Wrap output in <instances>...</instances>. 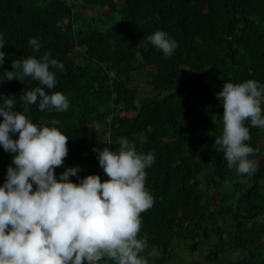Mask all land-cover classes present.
I'll return each mask as SVG.
<instances>
[{
    "label": "trees",
    "instance_id": "trees-1",
    "mask_svg": "<svg viewBox=\"0 0 264 264\" xmlns=\"http://www.w3.org/2000/svg\"><path fill=\"white\" fill-rule=\"evenodd\" d=\"M157 30L177 42L169 57L147 40ZM0 34L7 54L0 72L44 52L64 65L50 69L57 84L45 91L62 92L69 109L41 112L36 104L26 114L38 124L58 119L69 138L57 178L78 166L74 183L108 179L93 149L116 151L121 137L138 153L154 154L145 169L154 204L141 214L139 233L149 264H186L190 253L211 246L204 261L188 264H264V129L245 122L252 175L229 169L214 148L224 112L216 94L225 81L264 87V0H0ZM30 38L39 40V52ZM36 86L30 77L4 81L0 96L22 111L19 96ZM12 156L0 146V186ZM232 252L236 258L223 257Z\"/></svg>",
    "mask_w": 264,
    "mask_h": 264
},
{
    "label": "clouds",
    "instance_id": "clouds-1",
    "mask_svg": "<svg viewBox=\"0 0 264 264\" xmlns=\"http://www.w3.org/2000/svg\"><path fill=\"white\" fill-rule=\"evenodd\" d=\"M147 40L165 57L178 46L161 30ZM28 44L35 52L40 51L37 38H30ZM5 46L0 34V67L7 55ZM51 68L63 70L64 65L44 52L39 59L29 56L12 60V70L0 72L5 77L0 83L14 79L23 82L30 77L39 85L19 96L22 111L15 110V99L0 96V146L13 154L0 186V264H149L141 255L147 240L139 233L141 214L154 204L146 188L145 171L154 163V154L138 153L133 143L121 137L116 151L109 147L93 149L108 179L88 175L74 183L70 178L78 176V166L68 167L57 178L56 169L64 167L69 153V138L55 126L60 124L58 119L38 124L26 115L36 104L41 112L69 109V100L62 92L45 91L57 84ZM216 96L224 112L222 134L216 136L214 148L223 153L229 169L252 175L256 163L249 156L255 155V150L246 143L251 136L245 122L264 129V87L251 79L225 81ZM16 134L18 139L13 138Z\"/></svg>",
    "mask_w": 264,
    "mask_h": 264
},
{
    "label": "rangeland",
    "instance_id": "rangeland-1",
    "mask_svg": "<svg viewBox=\"0 0 264 264\" xmlns=\"http://www.w3.org/2000/svg\"><path fill=\"white\" fill-rule=\"evenodd\" d=\"M87 13H89L90 15H95L96 16V14L97 13H99V14H101V11L99 12V11H97V10H91V11H88ZM153 96H156V93L155 92H153V94H152ZM141 97H143V94H138V98H141ZM106 135H108L107 133H105ZM103 139H107V136H103ZM262 142H263V140H262ZM247 183V182H246ZM227 223H230V218H228L227 219ZM206 245V244H205ZM227 246V245H226ZM214 247L213 246H211L210 247V249H213ZM209 248H207V247H205V248H202L201 249V251L200 252H192V253H190V256L188 257H186L185 259H183V262L185 263L186 262V264H188V262L190 261V260H192L193 258L192 257H198L199 256V258H201L202 259V261H204L205 259H204V256H205V252L204 251H206V252H208V250H210ZM235 255L237 256V254L236 253H231V254H229V255H223V257L226 259V260H230V259H234V258H236L235 257ZM234 257V258H233ZM204 264H220V262L219 261H215V262H213V263H209V262H203Z\"/></svg>",
    "mask_w": 264,
    "mask_h": 264
}]
</instances>
